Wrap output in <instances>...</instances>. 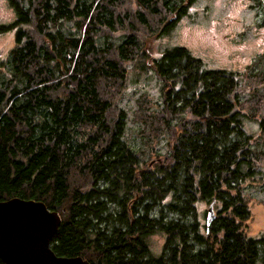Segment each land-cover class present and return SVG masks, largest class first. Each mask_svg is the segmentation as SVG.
I'll return each instance as SVG.
<instances>
[{"label": "trees", "instance_id": "16d2710c", "mask_svg": "<svg viewBox=\"0 0 264 264\" xmlns=\"http://www.w3.org/2000/svg\"><path fill=\"white\" fill-rule=\"evenodd\" d=\"M6 1L0 201L56 211L51 250L89 264H264V239L247 234V190L264 184V55L241 72L182 46L153 56L195 0ZM131 71L159 84L152 104L136 100L135 142L121 107Z\"/></svg>", "mask_w": 264, "mask_h": 264}, {"label": "rangeland", "instance_id": "374dc122", "mask_svg": "<svg viewBox=\"0 0 264 264\" xmlns=\"http://www.w3.org/2000/svg\"><path fill=\"white\" fill-rule=\"evenodd\" d=\"M262 0H195L174 28L166 35L150 43L151 54L157 57L164 49L182 46L200 58L205 67L212 70L243 71L254 59L264 55V7ZM14 12L6 0H0V25L14 20ZM12 32L0 33V69L8 50L13 46ZM264 70V59L260 61ZM159 84L153 74L130 72L121 107L127 113L124 132L129 141L135 142L138 126L131 121L136 100L142 96L153 103L157 98ZM264 87V85H263ZM245 131L256 134L257 125L244 122ZM257 181L249 187L248 207L250 218L247 234L264 239V184ZM202 205L199 211H206ZM204 223V219L202 220ZM151 255L159 256L164 238L152 234L147 238ZM262 254V251L260 252ZM261 264V260L257 262Z\"/></svg>", "mask_w": 264, "mask_h": 264}, {"label": "water", "instance_id": "95a60500", "mask_svg": "<svg viewBox=\"0 0 264 264\" xmlns=\"http://www.w3.org/2000/svg\"><path fill=\"white\" fill-rule=\"evenodd\" d=\"M214 214L206 212V227ZM60 216L43 202L11 198L0 201V260L4 264H89L79 256H57L51 241Z\"/></svg>", "mask_w": 264, "mask_h": 264}, {"label": "bare ground", "instance_id": "6f19581e", "mask_svg": "<svg viewBox=\"0 0 264 264\" xmlns=\"http://www.w3.org/2000/svg\"><path fill=\"white\" fill-rule=\"evenodd\" d=\"M60 220H61V218H60ZM76 257V256H75Z\"/></svg>", "mask_w": 264, "mask_h": 264}]
</instances>
